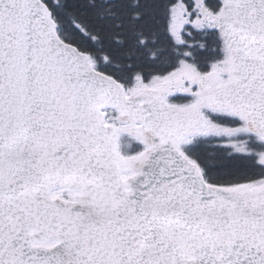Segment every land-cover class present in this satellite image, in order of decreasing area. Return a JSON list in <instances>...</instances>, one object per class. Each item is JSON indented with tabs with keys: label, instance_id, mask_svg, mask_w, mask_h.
<instances>
[{
	"label": "snow or ice",
	"instance_id": "1",
	"mask_svg": "<svg viewBox=\"0 0 264 264\" xmlns=\"http://www.w3.org/2000/svg\"><path fill=\"white\" fill-rule=\"evenodd\" d=\"M0 264H264V0H0Z\"/></svg>",
	"mask_w": 264,
	"mask_h": 264
}]
</instances>
